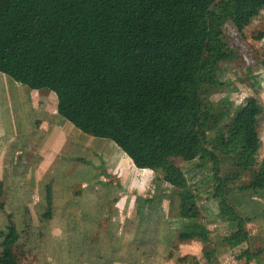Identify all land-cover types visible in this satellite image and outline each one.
Returning a JSON list of instances; mask_svg holds the SVG:
<instances>
[{
  "label": "rangeland",
  "instance_id": "374dc122",
  "mask_svg": "<svg viewBox=\"0 0 264 264\" xmlns=\"http://www.w3.org/2000/svg\"><path fill=\"white\" fill-rule=\"evenodd\" d=\"M224 1L215 5L219 21L200 88V127L211 154L205 162L172 159L203 216H181L162 170L140 169L112 140L78 128L49 165L42 139L58 117V97L19 83L23 91L14 87L9 107L19 108L31 130L19 143L4 132L0 138V159L15 146L0 161V230L8 222L17 227L16 264H245L246 257L264 264V8L256 19L257 1ZM37 120L44 121L40 132ZM250 122L260 143L248 166L234 138ZM214 175L228 189L222 197ZM225 205L244 222L224 215Z\"/></svg>",
  "mask_w": 264,
  "mask_h": 264
},
{
  "label": "trees",
  "instance_id": "16d2710c",
  "mask_svg": "<svg viewBox=\"0 0 264 264\" xmlns=\"http://www.w3.org/2000/svg\"><path fill=\"white\" fill-rule=\"evenodd\" d=\"M219 1L0 0V72L58 97V117L45 138L49 165L78 128L115 142L138 168L162 170L180 198L181 216H203L172 159L205 162L211 154L199 102ZM256 1L257 19L264 0ZM234 139V152L250 166L260 143L253 122ZM220 184L222 197L228 189ZM233 208L225 205L223 214L243 223ZM0 237V264H16V225L8 222Z\"/></svg>",
  "mask_w": 264,
  "mask_h": 264
},
{
  "label": "crops",
  "instance_id": "0c3cea01",
  "mask_svg": "<svg viewBox=\"0 0 264 264\" xmlns=\"http://www.w3.org/2000/svg\"><path fill=\"white\" fill-rule=\"evenodd\" d=\"M10 80L11 79L9 76L0 72V111H1V114H0V132H1L0 138L2 135H4L3 134V132H4L5 133L4 136H5V138L7 137V140L9 139L8 136H11L10 138L16 139L19 143L20 141H22V138L25 135V131L27 129L31 130V125L29 126L28 123L24 124V122H23L24 120L22 119V114H21L19 108H17L15 104L12 107H9L10 98L14 97V95L16 93L14 90V87L15 88L20 87L21 91H23L22 87L18 85L19 83H15L16 85L11 86L9 84L11 82ZM2 85H5V87H3ZM11 91H13L12 95H11ZM3 104H4V108H3ZM47 109L50 111V109L52 110L53 108L47 107ZM11 117H12V119H11ZM45 120H48V118L46 116H45ZM37 123H38L37 128L34 126V131L40 132V128H38V126H40V124L43 125L44 121L39 122L37 120ZM31 124H32V122H31ZM44 127H46V126H44ZM44 131L47 133L46 136H44L45 132H43L44 138L42 140H44V144H45V138L48 136L50 128H46ZM0 142H1V140H0ZM13 148H15V146H12V148H10L7 152H5L2 157L8 158L7 156L9 155V152H11V149H13ZM2 157H1L0 161L2 160ZM0 173H1V170H0Z\"/></svg>",
  "mask_w": 264,
  "mask_h": 264
},
{
  "label": "clouds",
  "instance_id": "9594fccd",
  "mask_svg": "<svg viewBox=\"0 0 264 264\" xmlns=\"http://www.w3.org/2000/svg\"><path fill=\"white\" fill-rule=\"evenodd\" d=\"M130 158V157H129ZM146 170V169H145Z\"/></svg>",
  "mask_w": 264,
  "mask_h": 264
}]
</instances>
